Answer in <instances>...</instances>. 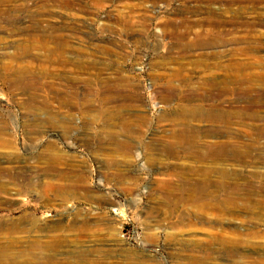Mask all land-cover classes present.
I'll use <instances>...</instances> for the list:
<instances>
[{"label": "rangeland", "instance_id": "rangeland-1", "mask_svg": "<svg viewBox=\"0 0 264 264\" xmlns=\"http://www.w3.org/2000/svg\"><path fill=\"white\" fill-rule=\"evenodd\" d=\"M0 173V264H264V0H0Z\"/></svg>", "mask_w": 264, "mask_h": 264}, {"label": "bare ground", "instance_id": "bare-ground-1", "mask_svg": "<svg viewBox=\"0 0 264 264\" xmlns=\"http://www.w3.org/2000/svg\"><path fill=\"white\" fill-rule=\"evenodd\" d=\"M224 92H226V91H224ZM176 137V136H175ZM209 151H210V153L211 154H213V155H218V151H216V150H214V149H209ZM208 152V151H207ZM208 154H209V152H208ZM4 172V171H3ZM2 173V172H1ZM1 173H0V175H1ZM204 182V181H203ZM207 182V181H206ZM203 184V183H202ZM197 186V185H196ZM192 190H194V189H192ZM7 255V254H6Z\"/></svg>", "mask_w": 264, "mask_h": 264}]
</instances>
